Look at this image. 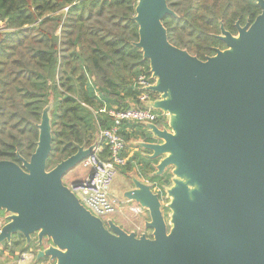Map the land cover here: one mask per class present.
<instances>
[{
	"label": "water",
	"instance_id": "1",
	"mask_svg": "<svg viewBox=\"0 0 264 264\" xmlns=\"http://www.w3.org/2000/svg\"><path fill=\"white\" fill-rule=\"evenodd\" d=\"M256 2L261 14L244 27L238 22L236 36L221 23L217 38L227 48L205 61L169 41L163 21L177 14L167 0L137 2L139 39L132 45L149 62L154 84L146 91L157 95L146 105L167 126L143 124L151 136L132 145L158 161L151 176L169 169L172 176L166 206L152 184L128 179L123 197L148 212L147 234L104 222L65 184L98 140L48 170L49 103L30 160L0 161V213L7 220L0 247L18 235L27 247L36 241L34 264H264V0Z\"/></svg>",
	"mask_w": 264,
	"mask_h": 264
},
{
	"label": "trees",
	"instance_id": "2",
	"mask_svg": "<svg viewBox=\"0 0 264 264\" xmlns=\"http://www.w3.org/2000/svg\"><path fill=\"white\" fill-rule=\"evenodd\" d=\"M137 2L0 0V23L5 25L0 32V161L22 165L20 157L30 160L39 141L38 124L51 97L53 143L48 170L74 155L79 146L89 147L100 127L112 126L106 115L95 116L83 104L130 106L138 95L134 79L142 69L150 70L142 51L132 45L139 39L134 21ZM167 2L177 14L163 21L169 41L203 61L215 55L216 48H224L217 38L221 23L234 32L237 20L241 25L252 24L261 14L256 0ZM137 125L124 124L121 134L128 143L142 133ZM156 125L167 126V119H158ZM134 162L143 168L142 175L154 191L159 188L165 193L172 176H151L152 163L158 161L136 154L127 164L129 170ZM17 237L24 243L22 253L32 248L25 246L23 236L14 237L12 245L0 247L9 250L11 260Z\"/></svg>",
	"mask_w": 264,
	"mask_h": 264
},
{
	"label": "built area",
	"instance_id": "3",
	"mask_svg": "<svg viewBox=\"0 0 264 264\" xmlns=\"http://www.w3.org/2000/svg\"><path fill=\"white\" fill-rule=\"evenodd\" d=\"M69 8H65L67 12ZM154 84L150 70L142 69L141 73L134 79L133 87L138 92L135 100L138 105L131 102L127 108H122L117 105L109 106L102 104L100 106L91 107L83 104L84 107L93 111L94 115H106L111 127H100L98 131V143L94 153L88 156L81 166L91 171L90 175L81 181L80 185L72 187V191L79 198L80 202L91 213L106 222L112 219L120 210L125 209L131 217L147 215L148 212L137 204L129 202H121L116 196L111 193V186L121 166L127 164L130 157L133 155L131 150H128V142L121 134L122 128L126 123H136L143 125L145 123L156 124V121L162 117L166 118L162 113L149 108L146 104L157 99V95L146 88ZM99 94H97L98 96ZM99 98V97H98ZM131 132L130 128L127 129ZM144 137H150L145 135ZM146 138H141L138 141H144ZM138 151L139 149L135 147ZM165 197V196H164ZM128 209V210H127ZM7 223L6 215H0V232L3 226ZM134 231L138 235L147 234L145 224L143 228L137 227ZM149 234V233H148ZM31 251V260H34V255ZM34 254V253H33ZM27 253L22 254V259L25 260Z\"/></svg>",
	"mask_w": 264,
	"mask_h": 264
},
{
	"label": "crops",
	"instance_id": "4",
	"mask_svg": "<svg viewBox=\"0 0 264 264\" xmlns=\"http://www.w3.org/2000/svg\"><path fill=\"white\" fill-rule=\"evenodd\" d=\"M92 83V84H91ZM90 85L92 86L93 85V80L91 79V82H90ZM93 87V86H92ZM98 99V98H97ZM90 106V105H89ZM96 106H99V104H96ZM92 107V106H91ZM93 107H95V106H93ZM89 110V109H88ZM90 112H92L93 113V111H91V110H89ZM94 114V113H93ZM145 138L144 137V134H140V136L138 137V139L137 140H139V139H141V138ZM97 141V139L94 141V142H92L91 143V145L92 144H94L95 142ZM134 142V141H133ZM133 142H130L131 144L130 145H128V150H131L132 152H133V155L130 157V159L129 160H131L133 157H135V155L136 154H138L139 156H142L143 157V154H144V152L142 151V150H136V148H135V146H133L132 145V143ZM90 145V146H91ZM129 160H128V162H129ZM128 162H127V164H128ZM124 165V166H121L120 167V169H119V171L118 172H120L122 175H123V177H122V179H120V180H118V181H116V182H114L113 184H112V186H111V192H112V194L114 195V196H116L121 202H126V200L124 199V197H123V192H124V190H126L127 188H129V185H128V181H127V179L130 177V176H133V175H135L137 178H139L140 180H142V181H144V182H146V180H147V178H146V176H143L142 175V172H143V168H141L140 167V165L138 166V164L137 163H133V165H132V169L131 170H129L128 169V165ZM125 178H126V181H125ZM81 180H75V181H73V182H81V181H83L85 178H80ZM72 182V183H73ZM71 183V184H72ZM119 197H122V198H119ZM117 214H119V215H123V216H128V219L129 218H131V215L130 214H128V212L126 211V210H120L119 212H117L116 213V215ZM115 216V215H114ZM112 219L113 220H115V218H113L112 217ZM146 221H148V219L146 218V219H144V221H143V224H145L146 223ZM116 223H117V221H115ZM118 224V223H117ZM119 225V224H118ZM16 241H17V243H18V246L17 247H15V250H14V259L13 260H11V259H9V257H8V254H9V250H4L3 248H0V256H2V258L3 259H5L6 260V263L7 264H24V263H26L27 262V258L25 259V260H23L22 259V250H23V247H24V243H23V241H22V239H21V237H17V239H16ZM26 246V245H25ZM34 248V250H36L35 249V247H33ZM4 260V261H5ZM33 261H31V263H32Z\"/></svg>",
	"mask_w": 264,
	"mask_h": 264
},
{
	"label": "rangeland",
	"instance_id": "5",
	"mask_svg": "<svg viewBox=\"0 0 264 264\" xmlns=\"http://www.w3.org/2000/svg\"><path fill=\"white\" fill-rule=\"evenodd\" d=\"M4 26H5L4 23H0V32L5 30L4 29ZM57 32H58L57 34H59V31H57ZM52 99H53V97H51V101H50V104L51 105H53L52 104L53 103V100ZM137 128H138V130L140 132H142V134H144V135L149 134L151 136V134L148 133L147 129L145 127H143V125H137ZM153 140H151V141H153ZM130 144L131 143H128V145H130ZM170 172H171V169L168 170L167 174H170ZM90 173H91L90 170L85 169V168H83L80 165L79 168H76V169L70 171L64 177V182H65V184H67L69 186L75 180H81L80 178H86V177H88L90 175ZM122 177H123V175L120 172H118L117 175H116V177L114 178L113 183L116 182V181H118V180H120V179H122ZM128 179H127V181L129 183V180ZM125 181H126V178H125ZM156 192L160 194L161 200L163 201V204L166 206L167 199H166V197H164V194L165 193H163V191L161 189H159V188H156ZM119 198H122V197H119ZM165 208H164V214H165L166 219L168 220L169 210H167ZM123 210H125V209H123ZM0 215L1 216H5V213L4 212H1ZM113 218H115V221H117V223L120 226H122L125 230H127L128 232H131V231H137V230H135L137 227L143 228L144 227L143 221L146 218L149 219V214L142 215V216H137V217H131L129 219H128V216L125 217L122 214L121 215L117 214V215L113 216ZM137 232H139V231H137ZM148 233H150V232H148ZM31 245H32L31 246L32 248L28 249V251H25V253H27V257L28 258H27V262L24 263V264H34L33 262L31 263V261H30L31 260V251H33V253H34L35 250H34L33 247H35L36 250L38 248L36 246V241H33ZM33 253H32V255H34ZM4 260L5 259H3L2 256H0V264H7L6 263V260L5 261Z\"/></svg>",
	"mask_w": 264,
	"mask_h": 264
},
{
	"label": "flooded vegetation",
	"instance_id": "6",
	"mask_svg": "<svg viewBox=\"0 0 264 264\" xmlns=\"http://www.w3.org/2000/svg\"><path fill=\"white\" fill-rule=\"evenodd\" d=\"M238 22H239V24H240L241 27H244V26L248 23V22H247L246 24L241 25L240 20H237V21H236V24H235L234 32H232V31H228V30H227L228 32L232 33V35H234V36H236V35L238 34V25H237ZM249 23H250V22H249ZM250 24H251V23H250ZM220 29H221V27H220ZM220 34H221V32H220ZM220 34H219V35H220ZM220 41H221V40H220ZM221 42H222V41H221ZM223 44H224V48H222V49H221V48H216V49L225 50V49L227 48V46H226L225 43H223ZM114 221H115V220H114Z\"/></svg>",
	"mask_w": 264,
	"mask_h": 264
}]
</instances>
